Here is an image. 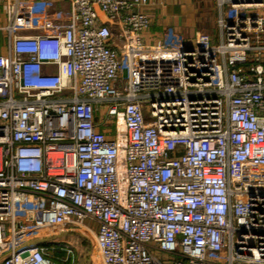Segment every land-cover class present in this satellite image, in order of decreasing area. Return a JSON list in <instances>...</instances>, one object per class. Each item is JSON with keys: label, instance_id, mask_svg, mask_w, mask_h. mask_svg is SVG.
Wrapping results in <instances>:
<instances>
[{"label": "built area", "instance_id": "2783aa9c", "mask_svg": "<svg viewBox=\"0 0 264 264\" xmlns=\"http://www.w3.org/2000/svg\"><path fill=\"white\" fill-rule=\"evenodd\" d=\"M68 1L0 25V264L74 228L96 264H264V0L191 46L150 0Z\"/></svg>", "mask_w": 264, "mask_h": 264}, {"label": "crops", "instance_id": "0c3cea01", "mask_svg": "<svg viewBox=\"0 0 264 264\" xmlns=\"http://www.w3.org/2000/svg\"><path fill=\"white\" fill-rule=\"evenodd\" d=\"M9 0H0V25L5 23V8ZM29 14L42 19L50 16L57 9H68V0H20ZM150 15L151 22L145 31L148 40L162 36L167 27L173 29V40L183 46H191L195 42V34L202 30L210 34L212 43L218 45L222 31L218 26V18L222 13L217 0H150L144 8ZM224 10V9H223ZM226 12V11H225ZM0 52L5 50L3 36L0 31ZM85 224L92 226L90 221ZM84 233V232H83ZM86 233H89L86 232ZM87 235V234H85ZM58 260V259H57ZM68 263L77 261L69 258Z\"/></svg>", "mask_w": 264, "mask_h": 264}, {"label": "rangeland", "instance_id": "374dc122", "mask_svg": "<svg viewBox=\"0 0 264 264\" xmlns=\"http://www.w3.org/2000/svg\"><path fill=\"white\" fill-rule=\"evenodd\" d=\"M26 14L28 15L29 12H27L26 9L23 6H21V16L19 17L24 18L22 16H26ZM23 20H25V18ZM87 230L89 231V234L85 235L84 233L86 232L83 231L84 232L83 233L81 231V228H77V229L74 228L69 231H65L60 234H57L55 236L44 237L42 238V241L47 240L52 237L53 239L57 237L56 239L53 240V242H51L50 249L48 252L50 253L49 255L51 257L52 255H55L56 252L62 251L63 254H61V256L55 255L61 264H65L67 261L66 259H68V257L74 259V261H78L79 259L82 258L85 252L91 248L90 247L91 239H93L94 233L92 230L88 228ZM75 235L79 236L77 240H74ZM38 246H41V245H38ZM85 246L86 248H84ZM82 251H83V254L81 255ZM95 261H96L95 258L91 257L88 264H96Z\"/></svg>", "mask_w": 264, "mask_h": 264}, {"label": "trees", "instance_id": "16d2710c", "mask_svg": "<svg viewBox=\"0 0 264 264\" xmlns=\"http://www.w3.org/2000/svg\"><path fill=\"white\" fill-rule=\"evenodd\" d=\"M78 237L79 236H77V235H75V237H74V240H77L78 239ZM57 237H55L54 239H56ZM53 237L52 238H49V239H47V240H41V241H38V242H36L38 245H41L42 246V248H43V251H44V254L46 255V256H50L49 254V249H50V245H51V242H53ZM42 242V243H41ZM91 247V246H90ZM45 248H46V250H45ZM84 248H86V246L84 247ZM83 250V249H82ZM61 254H63V252L62 251H58V252H56L55 253V255H59V256H61ZM83 254V251H82V253H81V255ZM55 255H52L51 257L52 258H54V259H57V257L55 256ZM66 263H68V261H66Z\"/></svg>", "mask_w": 264, "mask_h": 264}, {"label": "water", "instance_id": "95a60500", "mask_svg": "<svg viewBox=\"0 0 264 264\" xmlns=\"http://www.w3.org/2000/svg\"><path fill=\"white\" fill-rule=\"evenodd\" d=\"M42 238L34 240V242L41 241ZM93 242V239H91V243ZM92 256V250L91 248L85 252V254L82 256L81 259H79L75 264H88Z\"/></svg>", "mask_w": 264, "mask_h": 264}]
</instances>
